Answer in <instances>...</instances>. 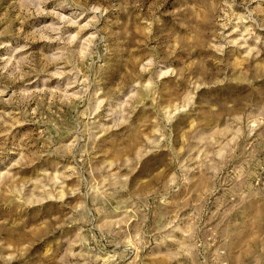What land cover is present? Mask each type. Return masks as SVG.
Segmentation results:
<instances>
[{
  "label": "clouds",
  "instance_id": "9594fccd",
  "mask_svg": "<svg viewBox=\"0 0 264 264\" xmlns=\"http://www.w3.org/2000/svg\"><path fill=\"white\" fill-rule=\"evenodd\" d=\"M0 49V264H264V0H0Z\"/></svg>",
  "mask_w": 264,
  "mask_h": 264
},
{
  "label": "rangeland",
  "instance_id": "374dc122",
  "mask_svg": "<svg viewBox=\"0 0 264 264\" xmlns=\"http://www.w3.org/2000/svg\"><path fill=\"white\" fill-rule=\"evenodd\" d=\"M45 45H43L42 43H35L32 45V48H39V47H44ZM31 50V49H30ZM8 50L6 49H0V56H4V55H8ZM2 61H0V66H2ZM11 71V69H10ZM7 75V74H5ZM31 79L35 80V83L32 85L33 87H35L37 84L41 83V80L36 79L35 77H32ZM9 83H11L9 81ZM24 82L20 81L17 82L15 84L12 85V88L9 90V95H11V92L14 90H17ZM12 111H18V109L13 106V105H7V104H2L0 103V112H12ZM40 129V125H36V124H21L18 125L16 127L12 128L11 134L9 136V140L12 139V137H19L20 135H23L25 132H30V131H38Z\"/></svg>",
  "mask_w": 264,
  "mask_h": 264
}]
</instances>
